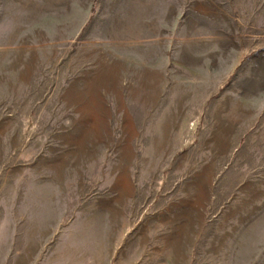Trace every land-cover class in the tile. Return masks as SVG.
Returning a JSON list of instances; mask_svg holds the SVG:
<instances>
[{
	"label": "rangeland",
	"instance_id": "rangeland-1",
	"mask_svg": "<svg viewBox=\"0 0 264 264\" xmlns=\"http://www.w3.org/2000/svg\"><path fill=\"white\" fill-rule=\"evenodd\" d=\"M0 264H264V0H0Z\"/></svg>",
	"mask_w": 264,
	"mask_h": 264
}]
</instances>
